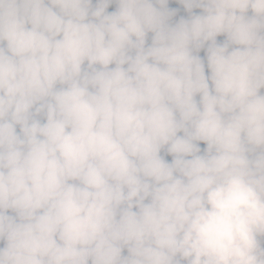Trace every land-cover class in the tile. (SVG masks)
Listing matches in <instances>:
<instances>
[{
    "label": "clouds",
    "instance_id": "9594fccd",
    "mask_svg": "<svg viewBox=\"0 0 264 264\" xmlns=\"http://www.w3.org/2000/svg\"><path fill=\"white\" fill-rule=\"evenodd\" d=\"M0 264H264V0H0Z\"/></svg>",
    "mask_w": 264,
    "mask_h": 264
}]
</instances>
